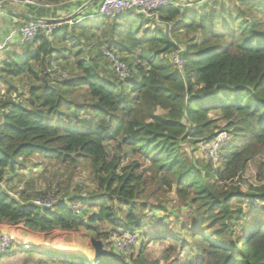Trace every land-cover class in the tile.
<instances>
[{
	"label": "trees",
	"instance_id": "obj_1",
	"mask_svg": "<svg viewBox=\"0 0 264 264\" xmlns=\"http://www.w3.org/2000/svg\"><path fill=\"white\" fill-rule=\"evenodd\" d=\"M193 2L152 17L95 16L87 27L77 24L76 14L71 32L65 22L1 61L0 182L7 172L16 176L22 159L34 154L71 171L86 159L95 192L62 197L49 210L24 203L23 192L19 200L9 197L0 186V222H23L38 232L85 229L107 249L101 223L145 237L153 222L147 219L155 213H142L148 204L141 196L174 190L190 209L182 232L152 229L148 239L171 242V251L195 249V255L184 253L181 264H264V160L256 176L260 185L243 190L240 182L248 162L264 151V0ZM96 31L127 64L126 79L113 72L116 82L104 79L77 48L79 36ZM174 53L180 68L172 62ZM56 67L70 71L69 77L57 78ZM220 131L231 139L217 162L184 151V144L212 139ZM107 143L114 144L111 151ZM57 184L67 188L70 177ZM50 193L45 188L34 194ZM89 196L93 202L87 206H96L90 215L67 205V199L87 202ZM157 205L164 211L161 200ZM108 252L107 261L92 263L74 254L30 249L27 256H39L36 264H158Z\"/></svg>",
	"mask_w": 264,
	"mask_h": 264
},
{
	"label": "rangeland",
	"instance_id": "obj_2",
	"mask_svg": "<svg viewBox=\"0 0 264 264\" xmlns=\"http://www.w3.org/2000/svg\"><path fill=\"white\" fill-rule=\"evenodd\" d=\"M193 3H197V0H192ZM51 7L48 8L49 11H52V13L55 14V11H60L62 14H57L58 16L55 17H63L62 21H68L67 22L69 26V32H71V25L74 22V17L77 18L76 14H74V7L73 11H69L67 8L71 6L70 3H68L67 0H62L58 3H51ZM61 3V4H60ZM187 3H184L186 5ZM47 9V8H45ZM92 13L91 9L87 10L84 15H88ZM94 17H88L87 19H83L81 21H77V24L83 23L86 27L93 24ZM77 20V19H76ZM61 21V22H62ZM80 26V25H78ZM80 33V29H76V35ZM93 36H90V32H87L86 35H81L78 38L77 42V48H83L85 56L92 60L96 66L98 67V70L101 74V76L104 79H107L111 82H116L114 79V75L112 71L109 68L108 61L103 58L100 55V50L102 47H106L107 44L103 42V38H101V34L96 31L93 33ZM118 54V52H117ZM119 55V54H118ZM61 65V63H59ZM66 70L69 71L68 68ZM68 75H70V71H65ZM58 78V77H57ZM27 81L24 79L23 82L20 84V92L23 95H19L20 99L24 100L26 98V90H27ZM4 89H2L1 94ZM218 124L222 126L223 122L222 120L218 121ZM230 138V137H229ZM184 151L188 153L190 157H193L199 161L207 159L204 156V152L199 146V142L191 145L187 144L185 146L184 144ZM114 148V144L107 143V149L108 151H111ZM22 159V158H21ZM20 159V161H21ZM23 165L20 166L17 169L16 176L11 175V173H6L2 181L0 182L1 188L6 192V194L9 197H15L19 198L20 193H24V195L27 194L28 199L32 200L34 198H42L41 196H37L36 193L38 190H44L45 188H50L51 193L45 195L43 198H48L51 195L54 196V200H60L62 197H70L73 198L75 196L78 197V195H89V193L95 192L94 183L92 182V173L91 168L88 160L81 159L76 163L75 170L71 171L66 168L65 165L59 164L54 162L53 160L44 159L38 154H34L31 156H28L24 159H22ZM264 160V151L254 159L250 160L247 164L245 173H244V180L241 179V186L243 190H247L249 186L256 187L257 185H260L259 180L257 179V174L259 172L258 166L261 162ZM73 170V169H72ZM66 176L70 177V184L66 188L65 186H59L57 182H61L63 179H66ZM33 193V195H32ZM56 198V199H55ZM72 201L71 199H68ZM142 201H146L148 206L143 210L142 213L150 214L151 210L155 213L153 217L147 220H152L153 222L149 225V227L146 228L147 234L146 236H141L135 246H133L131 249H129L127 252L121 254L115 252L116 256H123L127 261L129 260H141L144 259L146 261H158V264H181L183 262L184 253H190L192 255H195L196 251L195 249H187L182 250L180 246L175 249V251L169 250V243L165 239H159V240H151L148 239L149 234L151 233L152 229L155 233L158 230L166 229L169 231L176 233L182 232L181 225L182 221H187V214L190 212V209L187 206H183V203L179 201V199L175 196L174 190H171L166 193L165 196H157V195H149V194H143L141 196ZM161 200L162 207L165 208L164 211L157 210L156 206L158 201ZM93 202V198L89 196L87 202L84 201H78L75 202L76 206L82 211L85 210V215H90L91 212H93L96 209L95 204L87 206L89 203ZM98 201H96L97 203ZM254 204H259L255 199L253 200ZM126 208L125 206L122 207ZM151 209V210H150ZM120 213V212H119ZM118 213V214H119ZM153 213V214H154ZM149 215V216H150ZM159 221V223L155 222ZM161 221V223H160ZM152 226V227H151ZM99 228L102 232H106V242L108 243V249L113 250V244H112V233L113 229L111 228L110 224L105 222L101 223L99 225ZM41 237L46 236L49 242L46 238L42 240L43 243L47 244L48 246L52 247H62L63 243L68 244L72 247H81L85 248L87 246L91 247V241L90 237H93L91 233H89L85 229H79L77 231H61L60 229H55L52 233L44 234L43 232L39 233ZM145 238V239H144ZM183 239L190 240L189 236L184 235ZM145 240L144 245L141 247V241ZM103 242V241H102ZM104 244V243H103ZM88 247V248H89ZM105 247V246H104ZM114 252V250H113ZM55 253H58L60 255L62 254H69L64 252H55L53 250H47L46 254L48 255H54ZM39 256L32 255L31 257H28L27 255H17L14 254L12 259H10L7 262H4L2 264H36V260ZM87 262L92 263L94 261V258L87 259L85 258ZM100 261H107L106 258H100L98 259Z\"/></svg>",
	"mask_w": 264,
	"mask_h": 264
},
{
	"label": "built area",
	"instance_id": "obj_3",
	"mask_svg": "<svg viewBox=\"0 0 264 264\" xmlns=\"http://www.w3.org/2000/svg\"><path fill=\"white\" fill-rule=\"evenodd\" d=\"M68 3L75 6L74 14H78L77 21L87 19L88 17L103 16L107 18H114L120 14L127 12H134L137 14H142L146 17H152L158 10L166 9L173 6H178L179 4L174 0H97L96 10L88 15H84L87 10H90L93 6V2L96 0H67ZM198 2H214L216 0H197ZM5 3L13 4H28L33 7L50 8L51 4L40 0H0V7ZM61 4V3H60ZM82 15H79L81 14ZM63 17H52L45 18L39 17L37 19H32L21 24L16 30L10 32L6 37L5 41L10 42L14 33L18 35V43L25 45L31 42L35 36L38 34H45L50 36L61 24L68 21H62ZM62 21V22H61ZM4 47V42L0 43V49ZM100 53L103 55L109 63L110 70L115 74V76L121 80L126 79L129 76V68L127 64L119 57V55L112 49L107 47H102ZM172 62L177 66H182V61L179 58V53H174L171 56ZM57 68V77L59 79L67 78L69 75L62 69ZM230 137V138H229ZM231 139V135L226 131H220L212 139H202L199 141V146L204 152L206 158L211 159V162H217L219 160V151L221 146ZM15 198V197H12ZM54 196L51 195L48 198H34L32 200L28 199L24 203H30L40 207H45L49 210H53L57 200L53 199ZM19 200L20 198H15ZM56 199V198H55ZM67 205L73 209L77 214L81 210L76 206L75 201H70L67 199ZM150 215V214H149ZM16 236L12 232L2 231L0 233V257L6 253H9L15 244ZM139 240V235L137 232H125L118 228L112 233V244L113 250L117 253H125L133 246L137 244ZM22 245L25 249H31L33 246L30 243L23 242Z\"/></svg>",
	"mask_w": 264,
	"mask_h": 264
},
{
	"label": "crops",
	"instance_id": "obj_4",
	"mask_svg": "<svg viewBox=\"0 0 264 264\" xmlns=\"http://www.w3.org/2000/svg\"><path fill=\"white\" fill-rule=\"evenodd\" d=\"M44 1V0H41ZM179 5H184V3L192 2V0H174ZM96 5H93L91 11L96 10ZM69 11H73V6L67 8ZM57 14H62V12L55 11V14L48 9L42 7H33L28 4H13V3H5L2 7H0V43L4 42V47L0 49V63L1 61L13 54L20 53L23 49L24 45L18 43V35L16 33L13 34L11 41L6 42L5 37L12 31L16 30L21 24L28 20L37 19L39 17L52 18L58 16ZM2 231H9L15 234L16 240L13 248L9 253H6L0 257V264L9 261L12 259L14 254L19 255H27L28 249H25L22 245L23 242L30 243L33 247L30 250L36 251H47L53 250L55 252H64L69 254H74L78 256L85 257L87 259L93 258V249L89 246L84 249L81 247H72L68 244L62 245V247H52L43 243L42 240L46 238V236H42L39 234L41 232L34 231L28 229L23 222H0V233ZM55 229L47 232H43L44 234L52 233ZM61 231H77V230H61ZM47 239V238H46ZM48 240V239H47ZM51 242L50 240H48ZM89 247V248H88Z\"/></svg>",
	"mask_w": 264,
	"mask_h": 264
},
{
	"label": "water",
	"instance_id": "obj_5",
	"mask_svg": "<svg viewBox=\"0 0 264 264\" xmlns=\"http://www.w3.org/2000/svg\"><path fill=\"white\" fill-rule=\"evenodd\" d=\"M90 241H91V246L93 249L94 260H98L100 258H105L108 256L109 252L104 247V244L101 239L90 237Z\"/></svg>",
	"mask_w": 264,
	"mask_h": 264
},
{
	"label": "clouds",
	"instance_id": "obj_6",
	"mask_svg": "<svg viewBox=\"0 0 264 264\" xmlns=\"http://www.w3.org/2000/svg\"><path fill=\"white\" fill-rule=\"evenodd\" d=\"M226 143H227V142H226ZM223 145H224V144H223ZM223 145H222V146H223ZM222 146H221V147H222Z\"/></svg>",
	"mask_w": 264,
	"mask_h": 264
}]
</instances>
